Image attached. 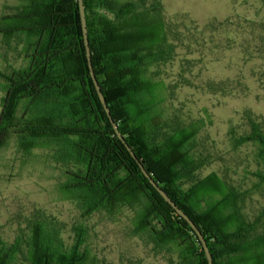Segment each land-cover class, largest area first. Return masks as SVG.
I'll return each instance as SVG.
<instances>
[{"label":"trees","instance_id":"trees-1","mask_svg":"<svg viewBox=\"0 0 264 264\" xmlns=\"http://www.w3.org/2000/svg\"><path fill=\"white\" fill-rule=\"evenodd\" d=\"M83 7L92 69L126 144L201 231L213 264H264V211L247 221L241 212L247 193L215 173L192 179L204 165L190 150L200 122L172 132L158 122L165 85L149 75L172 60L174 44L168 39L177 33L164 19L160 0L149 5L144 0H83ZM0 34L7 41L25 37L24 65L1 75L0 147L10 134L27 149L32 140L64 142L71 148L66 158L76 160L80 169L68 173L62 198L80 200L86 212L139 204L137 231L175 247L185 264H207L190 226L150 185L108 121L89 75L77 0H22L13 13L0 17ZM22 102L26 113L18 114ZM38 106L42 113L33 115ZM247 125L243 134L231 132L232 145L254 146L259 169L253 176L264 186V122L248 116ZM72 189V195L65 194ZM81 247L61 252L37 222L26 264H86L88 252ZM17 248L0 240V264H17Z\"/></svg>","mask_w":264,"mask_h":264},{"label":"rangeland","instance_id":"rangeland-1","mask_svg":"<svg viewBox=\"0 0 264 264\" xmlns=\"http://www.w3.org/2000/svg\"><path fill=\"white\" fill-rule=\"evenodd\" d=\"M144 2L149 5L151 0ZM20 4L22 0H0V17ZM160 5L177 33L168 39L174 44L172 60L149 75L165 85L158 122L166 132L200 122L190 150L204 165L193 181L215 173L247 193L241 212L254 221L264 211V186L253 176L259 169L255 149L251 144L233 147L231 138L248 131V116L264 122V2L160 0ZM24 45L22 35L7 41L0 34V106L5 91L1 75L24 65ZM24 107L20 103L18 114ZM39 107L33 115L42 113ZM20 142L10 134L0 147V240L6 246L17 243V264H26L31 228L37 222L61 252L81 244L88 252L86 264H185L175 247L159 245L147 231H137L141 205L86 212L80 200L62 198L68 173L80 169L76 160L66 158L69 145L32 140L27 149Z\"/></svg>","mask_w":264,"mask_h":264},{"label":"water","instance_id":"water-1","mask_svg":"<svg viewBox=\"0 0 264 264\" xmlns=\"http://www.w3.org/2000/svg\"><path fill=\"white\" fill-rule=\"evenodd\" d=\"M77 5H78V12H79V20H80V25H81V31H82V36H83V44L85 48V56L87 60V66L89 70V75L91 77L93 86L95 88V91L97 93L98 99L104 109V112L108 118V121L116 135V137L122 142L126 150L129 152L130 156L136 161L141 173L143 176L148 180L150 185L157 191V193L160 195V197L174 210V212L182 218L184 221L187 222V224L190 226L191 230L194 232L199 244L201 245L202 251L204 253V256L206 258L207 264H213L212 263V257L209 252V249L207 247L206 241L204 239V236L201 234V231L196 227V225L193 223V221L180 209L178 206L167 196V194L158 186L157 182H155L150 174L144 169L143 165L139 162V160L136 158L135 154L131 150V148L126 144L123 136L119 132L116 123L112 119L109 109L107 107L106 101L104 99V96L102 95L100 91V87L97 83V80L95 78L92 65H91V60H90V50H89V45H88V39H87V30H86V22H85V14H84V7H83V0H77Z\"/></svg>","mask_w":264,"mask_h":264}]
</instances>
